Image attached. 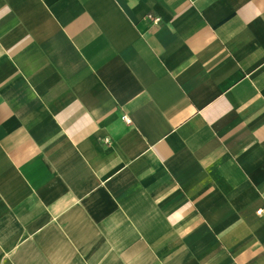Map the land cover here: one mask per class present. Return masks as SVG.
<instances>
[{
	"label": "crops",
	"instance_id": "1",
	"mask_svg": "<svg viewBox=\"0 0 264 264\" xmlns=\"http://www.w3.org/2000/svg\"><path fill=\"white\" fill-rule=\"evenodd\" d=\"M0 264H264V0H0Z\"/></svg>",
	"mask_w": 264,
	"mask_h": 264
},
{
	"label": "built area",
	"instance_id": "2",
	"mask_svg": "<svg viewBox=\"0 0 264 264\" xmlns=\"http://www.w3.org/2000/svg\"><path fill=\"white\" fill-rule=\"evenodd\" d=\"M147 19H149V20L151 21V23H153V24H155V25L159 23V19L156 18V17L148 16ZM122 120H123V122L126 123V124H129V123H130L129 120H128L126 117H123ZM260 213H261V212L259 211V212H258V215H260Z\"/></svg>",
	"mask_w": 264,
	"mask_h": 264
}]
</instances>
